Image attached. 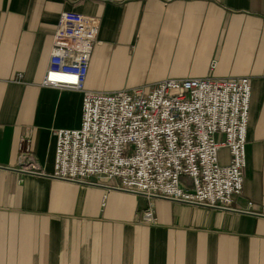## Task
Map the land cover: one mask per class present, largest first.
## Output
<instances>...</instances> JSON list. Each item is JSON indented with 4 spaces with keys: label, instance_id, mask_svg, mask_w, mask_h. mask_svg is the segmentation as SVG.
Instances as JSON below:
<instances>
[{
    "label": "crops",
    "instance_id": "obj_1",
    "mask_svg": "<svg viewBox=\"0 0 264 264\" xmlns=\"http://www.w3.org/2000/svg\"><path fill=\"white\" fill-rule=\"evenodd\" d=\"M68 11L99 19L91 91L251 78L239 212L153 199L149 225L143 196L49 177L54 132L77 129L81 119L79 92L42 85ZM28 131L42 173L4 169L15 166ZM218 162L228 164L226 148ZM262 208L264 0H0V264H264V215L252 213Z\"/></svg>",
    "mask_w": 264,
    "mask_h": 264
},
{
    "label": "built area",
    "instance_id": "obj_2",
    "mask_svg": "<svg viewBox=\"0 0 264 264\" xmlns=\"http://www.w3.org/2000/svg\"><path fill=\"white\" fill-rule=\"evenodd\" d=\"M98 31L97 17L72 11L61 13L55 27L42 85L79 92L81 119L77 129L54 132L50 177L78 184L94 178L108 184H91L143 196L142 221L149 225L155 223L153 199L238 211L251 78L165 79L149 90L91 91L85 80ZM220 148L228 150L227 165L218 162ZM17 149L15 166L4 169L41 174L29 131Z\"/></svg>",
    "mask_w": 264,
    "mask_h": 264
},
{
    "label": "rangeland",
    "instance_id": "obj_3",
    "mask_svg": "<svg viewBox=\"0 0 264 264\" xmlns=\"http://www.w3.org/2000/svg\"><path fill=\"white\" fill-rule=\"evenodd\" d=\"M220 136H222V135H220ZM223 138V137H222ZM223 140V139H222ZM217 141V140H216ZM246 167V166H245ZM50 177V176H49ZM87 181L88 182H86V183H79V184H90V185H94V186H99V187H104V186H101V185H95V184H91L90 182H95V183H97V182H99V183H101V182H107V181H97V180H95L94 178H88L87 179ZM78 184V183H77ZM101 184H104V183H101ZM105 184H108V182L107 183H105ZM105 188V187H104ZM106 190H110V189H107V188H105ZM171 201V200H170ZM176 202V201H175ZM214 209V208H213ZM216 210H218V209H216ZM221 211H225V210H221ZM234 212H239V210L238 211H234ZM253 214H256L257 212H252ZM256 215H258V214H256Z\"/></svg>",
    "mask_w": 264,
    "mask_h": 264
}]
</instances>
